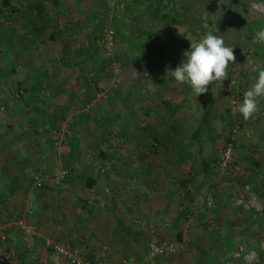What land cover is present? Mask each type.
Returning <instances> with one entry per match:
<instances>
[{
  "label": "rangeland",
  "instance_id": "obj_1",
  "mask_svg": "<svg viewBox=\"0 0 264 264\" xmlns=\"http://www.w3.org/2000/svg\"><path fill=\"white\" fill-rule=\"evenodd\" d=\"M40 1L12 0L18 12L11 17L0 1V118L6 121L7 113L6 123L10 122L15 128L9 137L22 132L34 137L36 122L41 121L38 126L44 128L47 135L39 140L40 143L44 145L49 140H57L56 148L49 151L47 148L42 156H32L30 151L28 155L31 161L38 157L44 160L48 156V164L52 167L42 170L43 174L48 173L49 180L64 182L71 175L69 170L68 177H60L59 173L67 169L62 165L68 156L65 143L72 135L68 133L70 124L65 120L71 110L89 113L91 116L79 119L89 127L88 131L84 127L87 132L80 134L81 146L76 150L80 152L76 163L80 170L86 168L83 159L96 163V159L102 157V167H98L100 172L118 183L122 182L123 174L126 177L138 174V177V172L150 170L165 173L174 182L191 175L194 177L190 196L186 199L190 212H186L179 222L170 224L165 217H157L153 224L137 217L140 220L137 224L148 223L149 235L154 240L148 248L151 245L166 248V254L159 255L163 257L162 264H185L189 254L201 249V245L193 243L194 240L207 243L213 239H217L216 248L206 249L216 257L210 264H264V197L260 196L264 193V165L258 168L254 178L250 176V167H246L247 163L251 164L246 160L247 153L255 158L253 160H259L258 154H261L250 146L264 144V102L259 101L258 114L251 123L252 118L245 120L237 111L240 104L236 101L237 96L217 100L215 129L224 135L231 133L234 142L230 162L221 167L219 162L227 142L217 141L210 145L206 141L201 153L195 144L188 143L189 132L200 120L199 102L189 85L177 84L171 76V71L182 63L183 53L190 49V41L202 38L220 17L219 36L223 37L226 46L233 48L236 57L235 63L229 65V78L239 80L243 89L248 90L258 78L259 70L264 68V44L253 43L256 32L264 28V0H237L231 4L230 0H218V8L213 13L206 9L209 0H143L137 6V20L127 12L123 0H107L93 6L84 3L85 0H57L54 5L49 0H42L45 16L41 23H37L41 9L34 6ZM91 16L93 19L88 21ZM34 22L43 26V34L35 35ZM206 24L208 28H205ZM104 32H111L113 36L110 41L106 38V46H102L105 39L100 36ZM51 33H57V37L51 39ZM113 40L114 45H109ZM142 47L148 48L144 54H140ZM91 53L98 64L86 58ZM73 56L82 58L76 66L69 62ZM150 64H158L161 68H152ZM158 70L161 75L157 78L161 80L151 78L152 71ZM170 78L172 80L168 81ZM31 82L45 84L38 94L44 103L47 102V107L37 109L62 111L66 106L67 111L60 117L63 120L58 122L59 125L46 123L50 122L49 119L38 116L39 112L36 113L34 107L27 108L24 102L22 106H15L13 98L33 92L23 89ZM221 89L230 91L229 84L224 81ZM141 94L145 99L137 98ZM144 101L155 113L164 116L140 117L139 105ZM171 107H178V112L170 115ZM106 116L110 118L107 117L104 128ZM3 136L0 132V142L4 140ZM152 144L154 149L150 147ZM21 147H15L14 138L7 149H0H12L21 159L24 153ZM141 156L146 162L139 167L138 158ZM203 157H209L214 163L213 195L206 191L211 181L199 170ZM25 169L23 167L22 171ZM23 174L29 176L27 180H14L13 187L26 182L34 200L41 187L34 184V173L30 175L24 171ZM129 178L123 184L129 182ZM49 180H43V189ZM168 186L172 197L164 198V201L168 200L171 208L177 207V196H181L183 190H179L176 183ZM6 187L0 182V191ZM141 188L137 182V190H145L143 194H153L158 189L154 186ZM17 200L14 197L15 207L21 202ZM216 206L221 211L214 217ZM201 212L205 213L202 222L206 223V229L198 225L201 224L198 219ZM12 213L24 214L18 209ZM17 230L21 234L20 229ZM224 241L228 246L222 248L221 242ZM148 251L150 253V249Z\"/></svg>",
  "mask_w": 264,
  "mask_h": 264
},
{
  "label": "crops",
  "instance_id": "obj_2",
  "mask_svg": "<svg viewBox=\"0 0 264 264\" xmlns=\"http://www.w3.org/2000/svg\"><path fill=\"white\" fill-rule=\"evenodd\" d=\"M106 1L107 0H95V2H93V0H85L84 3L93 6L94 4H103ZM141 1L143 0H125L127 12L133 15V19L137 20V6ZM92 19V16L88 17V21H91ZM60 29L61 27L57 30L59 31ZM147 50L148 48L145 49L142 47L140 54H144ZM158 64L161 65L162 63L160 62ZM158 64H150V66L157 69L160 67ZM160 75L161 71H152L151 78L161 80V78H157ZM171 80L172 79L170 78L168 81ZM159 82L164 84L162 81ZM31 83L30 86L34 84L37 85L36 87H40L41 85L45 86L44 83L41 85L40 83ZM41 89L36 93L32 92L27 96L13 98V102L16 107H18V105L22 106V102H24V105L27 108L34 107V111H36V113L39 112L38 116L49 119L50 122H46L45 119L46 123L58 124V122L63 120V118L60 119V117L64 116L67 108L65 106V108H62V111L55 109L52 112L51 109L48 108L37 109V107H44L47 104V102L44 103L45 100H42V98L39 97L38 93ZM143 95L144 94H141L140 96H137V98L139 100L143 98L145 99V96ZM196 99L198 100L199 98L196 97ZM261 102H264V99H261ZM139 107H141L139 108L140 117H155L156 115H161L158 112L155 113L153 108H151L145 101L141 102ZM199 107L201 117L200 102ZM171 109H173L174 112L171 113L172 110H170V115H174V113L179 110L178 107H171ZM258 111L252 119H250L251 123L256 119ZM70 112L71 113L68 118H66L65 122L70 124V126H67L69 130L68 133H72V135L68 137L67 144L65 143V145L68 146L66 151L68 156L66 158L67 162L62 165L68 170L70 169L71 171L69 172L71 175L73 174V176L70 175L72 178L69 176L64 182L63 180L59 182V180L48 179V186L44 189H40L41 191H37L36 199L34 200L31 199V193L29 192L30 189L26 182V185L23 183L21 186L14 188L13 181L18 179L26 181L29 176L24 175V171L29 172L31 175L34 172L42 171L46 168L50 169L52 166L48 164V156L46 157L47 160H42L38 157L36 161L34 159V162L30 160L31 156L28 155V152L30 151L32 156H42L47 148H49L47 151L56 148L57 140L56 142L49 140L44 145L40 143L39 140L43 139L47 134L44 128L40 129L41 127L38 126L41 124V121L38 120L36 122V135L34 137L26 132H22L16 137L13 136L10 138L9 134L12 133L15 128L10 122L6 123L7 113H5L6 121L0 118V132L5 135L3 136L4 140L0 142V147L7 149L9 144H13L15 138V147L19 148L22 146L21 148L24 150L21 159H18V155H14L12 149L10 151L2 150L3 152L0 149V182H3V186H7L4 190L0 191V196L2 197L0 200V254H8L9 259L14 264H73L71 258L64 257L57 254V252H54V245H65L76 250L78 256L81 255L83 258L91 261H106L107 264H162L163 257L151 254V252L149 253L148 251V246L154 242L148 232V223L155 224L154 221L157 217H165L166 221L171 222L170 224H174L176 221L179 222L181 217L184 216V213L190 212H188L189 209L186 205V201H184L183 204L184 210H182V214H179V205L177 207L172 206L171 208V206L169 207L170 202L168 200L164 201V198L172 197V193L168 192L170 189L168 185L176 183L179 188L178 181L174 182L173 179L166 177L167 174L165 173L161 174L160 172H153L150 170L138 172V177V174L127 175V177L123 174L122 182L118 183L116 179L110 180L108 176H104L100 172V168L102 167V157L96 159V163L94 162L95 160L91 163V160L89 161L87 158L83 159L82 164L86 166V168L80 170L78 164H76L79 160H77V156L80 152H76V150L79 149L77 146H81L80 141L82 137L80 134L86 133L88 131L87 128L89 127L84 121L81 122V124L79 119H82V116L87 118L91 115H89V113L80 114L75 110H71ZM106 113L107 115L110 114L109 111ZM161 116H164V114ZM107 117L109 116H106L104 120V128L107 125ZM84 127L87 131L83 130ZM79 129L81 133L79 132ZM59 135H61L60 132ZM59 142L60 141H58V143ZM209 144L211 145V143ZM250 147L257 148L261 153L258 154L259 160H253L255 158L249 153L246 155V160L251 162V164L247 163L246 167H250L252 173H250V176H252L251 178H254L257 176V172H259L258 168L264 165V144L261 145V147L257 144H253ZM140 152L142 153V148L140 149ZM204 158L206 161L210 160L209 163H211L209 157ZM138 159H140L139 167L146 162V160L143 159V156ZM184 162L185 161H183V163ZM94 163L96 166H94ZM148 164L151 165L150 162ZM213 164L211 163V165ZM99 165L100 168H98ZM23 167L26 168L24 171H22ZM212 177L213 174H211L210 181L211 185H214ZM128 178L129 182L123 184ZM87 180L92 181L91 186L86 185ZM137 182H139L140 186L143 188L144 186H154L158 189H156L154 193L151 192L153 194H143V191L145 190H137ZM209 184L210 182L206 186L207 192ZM145 189H147V191L151 190L148 188ZM214 192L215 189L213 186L212 195ZM14 197H16V200L17 197H20L17 201L21 200V202H17L16 207L15 202H13ZM78 198H84L91 204L89 214L83 213V210L78 203ZM137 205L139 207H137ZM185 208L187 210H185ZM15 209H18L21 214L24 213L22 214L24 217H20L25 219L28 224L33 225L34 231L30 234L32 235L31 237L23 234L21 229L11 219L14 214L18 215V213L11 214ZM220 211L221 209L216 206L214 217ZM28 212H30L29 216H27ZM137 217H139L140 220L142 219V221L146 220L148 223H145L144 225L137 224L140 222L139 219L137 220ZM204 217L205 213L201 212L200 217H198L201 224L198 223V225H202L203 228L206 229V223L202 222V218ZM170 224L168 228L170 227ZM17 228L20 229L21 234L18 232L19 230H17ZM193 243L195 245H201V251L199 250L195 254H189L190 257L187 256L185 258L187 261L185 264H210V261H212L213 258H216L213 256L214 254L206 252L207 248H216V246L212 247V244H216L215 240H212V242L208 241L207 243L200 240H194ZM221 243L224 246H228V243L225 241ZM202 244H204V246ZM229 259L232 260L233 257L230 256ZM218 260L222 259L218 257Z\"/></svg>",
  "mask_w": 264,
  "mask_h": 264
},
{
  "label": "trees",
  "instance_id": "obj_3",
  "mask_svg": "<svg viewBox=\"0 0 264 264\" xmlns=\"http://www.w3.org/2000/svg\"><path fill=\"white\" fill-rule=\"evenodd\" d=\"M0 1H1V6L6 9L8 16L11 17L14 13L18 12V9L16 8V6L12 3V0H0ZM49 1L53 5L56 2H58L57 0H49ZM235 1H237V0H230V4L232 2H235ZM122 2L125 3V0H123ZM122 2H120V3H122ZM41 3H42V0L40 2H37L36 6H34V7L41 9L38 12L39 16L37 17V20H36L37 23H41L42 18L45 16L44 11L42 10L43 7H42ZM217 8H218V0H209L208 4L206 5V9L211 13L215 12ZM219 21L220 22L222 21V19L220 17L217 18L215 23L211 24L209 27V30L210 29H217L216 31H214V34L217 36H219ZM34 24H35V22H34ZM42 27L43 26H40V24L39 25L35 24V26L33 28L35 30L36 36L43 34L42 33L43 28ZM57 32H60V30L59 31L57 30ZM100 36H101V39H105V41L102 43V46H106V38L108 37L107 34H105V32H104V33H101ZM100 36L96 37V40ZM49 37H51V39H55L57 37V33L56 34L51 33V35ZM113 43H114V40L112 41V45H114ZM86 58L91 60L92 63L98 64L97 59H95V56L93 53L86 56ZM81 59L82 58L79 56L71 57L69 60L70 65L76 66L77 64L80 63ZM225 82H227L229 84L230 91L221 89L216 84H210L208 92L197 96V98H199L198 99L199 102L201 103V117H200V120L198 121L196 127L190 132L188 140H189L190 144H195L197 146L199 153L202 152L203 144L206 141L208 143H211V144H214L217 141L227 142V144L230 143L232 145L234 144V142L231 139V133H229V135H227V134L224 135L215 129L214 122H215V117L218 114L216 104H217V100L225 98V97H230V96H235V97L237 96L238 100H236V101L239 103H242L244 92L246 90L243 89L242 83L239 80H233V79L228 78L225 80ZM36 86H37L36 84H34L32 86H25L23 89H24V91L31 89V91L36 93L39 89H41L43 87V86H40V87H36ZM173 112L174 111L172 110L171 113H173ZM67 140H68V138H67ZM150 147H151V149H154V144L150 145ZM209 162H210V160L206 161V159L203 157L201 159V165H200L199 170L203 174V176L208 178L210 181L211 180V174L213 171L212 170L213 165H211V163H209ZM67 170L68 169H66V171ZM69 171H71V170L69 169ZM47 174L48 173L43 174V171L34 172V175L32 176L34 184L36 185L35 178L41 179V184L39 186L36 185V187H41L39 189H43L42 188L43 187L42 186L43 180L49 179V174L48 175ZM65 176L68 177V173ZM177 181L179 183V190H183L182 195L179 196L180 202H179L178 209H179V214H180L182 212V210H184V208H183L184 201H186V199H188V196H190L191 185L194 182V177L191 175L189 178L185 177V178L177 180ZM86 185L91 186L92 181L87 180ZM212 188H213V186L211 184H209V187L207 188L208 193H212ZM260 196L264 197V193L261 194ZM77 200H78L80 207L83 210V213L89 214L91 204L84 198H78ZM185 210H187V209L185 208ZM213 240L217 241V239H213ZM216 241H215V243H216ZM214 246H216V245L212 244V247H214ZM221 247L224 248L225 246L221 245ZM225 249H223V251H225ZM0 264H14V263L9 259V257H7V255H4V254L1 255L0 254Z\"/></svg>",
  "mask_w": 264,
  "mask_h": 264
},
{
  "label": "clouds",
  "instance_id": "obj_4",
  "mask_svg": "<svg viewBox=\"0 0 264 264\" xmlns=\"http://www.w3.org/2000/svg\"><path fill=\"white\" fill-rule=\"evenodd\" d=\"M208 27L206 24L205 28ZM216 30L210 29L198 41H190V49L183 53L182 63L171 71L174 81L189 85L196 97L208 92L210 84L222 88L223 82L229 78V65L236 61L233 48L225 45L222 36L214 34ZM253 43L264 44V28L256 32ZM261 99H264V68L259 70L256 81L244 92L243 102L237 111L249 120L258 111Z\"/></svg>",
  "mask_w": 264,
  "mask_h": 264
},
{
  "label": "built area",
  "instance_id": "obj_5",
  "mask_svg": "<svg viewBox=\"0 0 264 264\" xmlns=\"http://www.w3.org/2000/svg\"><path fill=\"white\" fill-rule=\"evenodd\" d=\"M107 36H108L107 38L110 41V39H112L111 32H108ZM109 45H112V43L109 42ZM230 152H231V144L229 143L227 145V148L224 151L223 158L219 162V165L221 167H226L228 163L230 162ZM66 174H67L66 170H62L59 173L60 177H63ZM35 182H36V185L39 186L41 184V179L35 178ZM12 219L16 223V225L21 229L23 234L30 235L33 233L34 227L31 224H28L23 218L15 214L12 216ZM53 249H54V252H57V254L67 257V258H71L74 264H107L102 261L87 260L83 258L81 255L78 256V252L76 250H73L69 246L54 245ZM149 249H150L151 254H155V255L166 254V248L164 246L158 247V246L151 245ZM7 257H9L8 254H7Z\"/></svg>",
  "mask_w": 264,
  "mask_h": 264
}]
</instances>
